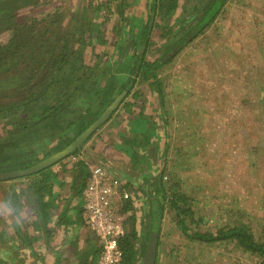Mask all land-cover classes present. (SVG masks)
Here are the masks:
<instances>
[{"label": "rangeland", "instance_id": "374dc122", "mask_svg": "<svg viewBox=\"0 0 264 264\" xmlns=\"http://www.w3.org/2000/svg\"><path fill=\"white\" fill-rule=\"evenodd\" d=\"M199 1L177 0L178 7L171 19L155 17V22H150L149 17L146 18L148 0H21L10 11L0 13V47L13 51L20 46L18 57L14 58L10 53L0 56V60L3 58L0 62V106L21 101L22 96L20 105L25 104L28 94L20 88L26 84L29 75L36 72L35 60L30 58L33 46L38 47L47 40L59 49L67 42L81 58L80 62L78 59L74 62L75 68L80 64L103 68L98 63H114L118 59L117 47L133 40L142 15V24L154 22L149 46L144 52L146 62L152 63L163 55L164 45L171 43L172 37L164 35H168V31L176 33L178 21L188 18V13L194 15L196 11L192 10L201 7ZM120 12H123L124 20ZM86 30L91 31L89 41ZM203 31L202 36L157 71L164 104L152 80L139 78L111 120L115 117L122 124L125 117L133 120L146 112V116L156 119L153 121L152 118L153 124L158 122L156 129L161 136L158 145L164 140L166 143L158 157L157 169L163 171L144 187L145 191H154L156 182L163 176L168 187L179 185L178 190L191 199L189 205L193 207V217L199 222L203 219L204 223L193 228L217 233L219 229L243 224L257 239H262L264 0H226L222 12ZM13 38L17 40L13 42ZM97 56L103 59L97 61ZM41 57L47 59L45 55ZM65 71L69 72L68 66ZM45 92L51 93L48 89ZM126 105H131L129 111L125 109ZM122 110L125 112L117 118ZM9 120L8 117L0 118V137L10 129ZM67 121L68 114L59 123ZM27 147L26 151L34 148L25 145L20 150ZM146 159L150 161L151 156ZM31 182L17 180L10 184L11 190L20 194V188L30 187ZM23 200L25 206L21 205L23 208L21 214L15 216V224L25 234L32 228L29 219L34 201H28L26 197ZM140 220L143 223L140 222L139 231L136 229L139 235L136 249L138 258L143 259L150 232V215ZM7 225L3 221L4 233ZM18 236L16 234L15 244H19L16 249L20 251L23 243ZM159 240L165 245L161 247L162 254H158L159 264L262 262L229 242L192 243L183 235L175 212L169 208L162 221ZM1 244L5 245L3 241Z\"/></svg>", "mask_w": 264, "mask_h": 264}, {"label": "trees", "instance_id": "16d2710c", "mask_svg": "<svg viewBox=\"0 0 264 264\" xmlns=\"http://www.w3.org/2000/svg\"><path fill=\"white\" fill-rule=\"evenodd\" d=\"M20 1L0 0V13L10 11ZM225 2L226 0H200L201 7L192 10V12L196 11L194 15L188 13L189 17L184 18L186 21H178L176 33L168 31V35H164V37H172L171 43L164 45L163 55L152 63L146 62L145 54L142 51H145L149 46L154 19H156L155 17L171 19L178 7L177 0H153L152 11L154 15L149 16V21L154 22L142 24L140 20L137 23L139 31L132 38L133 40H130L127 45L120 44L117 47L118 59L114 63L110 61H105L104 64L98 63L103 68L84 64L75 68L74 62L77 59L80 62L81 58H79L77 50L73 51L68 47L67 42L59 49L47 40L38 47L33 46L30 58L35 60L36 72L29 75L26 84L20 88L23 89L24 94H28L27 100L23 102L25 104L20 105L22 96L21 101L0 106V118H10V123H8L10 129L6 131L5 136L0 137V172L30 169L67 148L101 117L117 97L123 93H126L125 99L130 96L139 78H143L144 81L152 80V85L157 87L162 99L161 103L164 104L162 85L158 79L157 71L170 62L173 59L172 56L180 54L186 46L204 34V28L216 20L222 12ZM120 13L121 19L124 20L123 12ZM197 18L199 19L197 20ZM86 31L89 41L92 39L89 36L91 31ZM93 31L95 32V30ZM15 40L17 39L13 38V42ZM19 47L13 48V51H10V48L0 47V56L2 57L4 53H10L12 57L16 58L19 55ZM42 55H45L47 59L42 58ZM169 55L171 58H168ZM72 58L73 61H71ZM96 59L98 61L103 58L97 56ZM67 66L69 72L65 71ZM42 89H48L51 93L47 94L46 90L41 93ZM54 89H58V91L53 92ZM34 107L36 108L33 110ZM67 114L68 121L59 123V120L65 118ZM112 116L105 124L111 120ZM154 127L153 124V129H155ZM8 141L10 142L8 143ZM132 144L135 145V142L132 141ZM25 145L34 148L32 151H26L29 147L20 150ZM80 151L81 149L77 150L67 159L78 156ZM67 159L31 176L10 180L32 181L27 190L21 191L19 195H13V204L16 202L14 212L15 215L18 214L21 205L17 206V204L21 198L26 197L28 201H34V211L38 216L35 227L40 230L43 229L46 233H49L47 229L50 217L48 209L55 207L53 195L55 179L63 174L65 170L63 162ZM7 162L11 164H7ZM83 164L81 162L78 165L79 179L76 177L75 182L76 187L79 186L80 192L84 191L90 176L87 167ZM178 186L171 184L168 187L163 182V176H160L156 182L155 190L157 193L153 199H150L149 205L148 215H150L151 225L148 238L153 230H156L158 239H160L162 221L166 210L169 208L175 212L177 224L181 227L183 235L192 243L215 245L229 242L244 253L260 258L261 264H264V238L257 239L246 225L240 224L226 229L222 228L217 233L202 232L198 228H193V226L198 227L204 221L200 219L199 222L193 217L194 210L192 205H189L191 199L183 195L178 190ZM47 197L49 199L45 200ZM132 210L133 206L127 204L119 213L124 215ZM128 220L132 225L120 241V248L124 254L122 264H137L141 259L139 260L136 249V241L139 239L135 227L136 219L131 216ZM15 228L19 235V241L23 244H33L34 241H37L38 238L35 237L28 239L29 236L23 234L19 226ZM160 243L159 240L158 249ZM156 264H158V254Z\"/></svg>", "mask_w": 264, "mask_h": 264}, {"label": "crops", "instance_id": "0c3cea01", "mask_svg": "<svg viewBox=\"0 0 264 264\" xmlns=\"http://www.w3.org/2000/svg\"><path fill=\"white\" fill-rule=\"evenodd\" d=\"M130 106L126 105L125 109L129 111ZM124 110L117 114V118H121L126 111ZM144 114H139L133 120L122 117L124 118L122 124L113 117L106 127L100 129L82 146L79 154L82 158L80 162L74 166L67 164L66 161L63 162L65 170L55 179L53 188L55 207L48 209L50 217L47 229L49 233L35 227L38 216L35 214V203H33L30 206V222L28 221L32 228H29L25 235L29 236L28 239L34 237L38 239L33 244H24V246L22 244L20 251L16 249L19 244H15L17 240L15 228L17 217L15 216L21 214L20 209L23 206L19 207L18 214L15 215L16 202L13 204V195L16 193L11 190L12 185H10L17 181L0 182V195L2 196H0V264L97 263L100 256L99 242L85 224L83 192H80L79 186L77 188L75 183L76 177L79 179L77 168L81 162L87 167L89 173L92 166L103 165L126 184L125 189L130 194V199L126 202L118 199L115 207L120 212L125 205L131 204L133 210L123 215L126 232L132 225L128 220L131 216L136 217L135 227L139 231L143 223L139 221V218L143 216L145 218L148 215L150 210L148 203L157 193L155 189L145 191L144 187L160 172L162 173L163 170L160 171L157 167L161 156L160 151L166 145L165 140L163 144L158 145L161 139L156 129L158 122H154L155 129H153V121L156 119L146 116V112ZM152 118L153 121H151ZM148 155L151 156V159H148L150 161L146 159ZM28 187H21L20 190H27ZM48 199L49 197L45 200ZM20 205L25 206L23 198ZM3 221L8 224L5 233ZM2 241L5 244L3 246ZM163 246L165 245L160 243L157 254H162L161 247ZM141 262L142 259L137 264Z\"/></svg>", "mask_w": 264, "mask_h": 264}, {"label": "built area", "instance_id": "2783aa9c", "mask_svg": "<svg viewBox=\"0 0 264 264\" xmlns=\"http://www.w3.org/2000/svg\"><path fill=\"white\" fill-rule=\"evenodd\" d=\"M81 155L70 157L67 164L74 166ZM126 184L103 165L92 166L83 191L84 221L94 233L100 249L96 264H122L124 254L120 241L126 233L123 215L115 205L119 199L126 202L130 194Z\"/></svg>", "mask_w": 264, "mask_h": 264}, {"label": "water", "instance_id": "95a60500", "mask_svg": "<svg viewBox=\"0 0 264 264\" xmlns=\"http://www.w3.org/2000/svg\"><path fill=\"white\" fill-rule=\"evenodd\" d=\"M153 3V0H149L150 8ZM126 93H123L115 99V101L103 112L101 117L95 121L87 130H85L71 145H69L64 150L57 152L48 159L43 160L36 166L26 169V170H16L11 172H0V182H6L10 180L21 179L24 177L31 176L36 174L43 169H46L58 162H61L67 159L77 150L81 149L82 146L87 143V141L94 135L99 128L106 123V121L118 110L122 101L125 99ZM159 236L156 230L150 234L148 238L147 248L142 259V264H156L157 261V251Z\"/></svg>", "mask_w": 264, "mask_h": 264}, {"label": "flooded vegetation", "instance_id": "af4514ba", "mask_svg": "<svg viewBox=\"0 0 264 264\" xmlns=\"http://www.w3.org/2000/svg\"><path fill=\"white\" fill-rule=\"evenodd\" d=\"M148 4H149V0H148ZM153 4V3H152ZM154 15V12L152 11V5H151V8H150V4L147 5V14H146V18L149 17V16H153ZM157 18V17H156ZM140 20H144V17L141 16ZM143 24H146V23H143ZM136 34L138 33V31L136 30L135 31ZM146 51V50H145ZM143 51V52H145ZM123 102V101H122ZM122 104V103H121Z\"/></svg>", "mask_w": 264, "mask_h": 264}]
</instances>
